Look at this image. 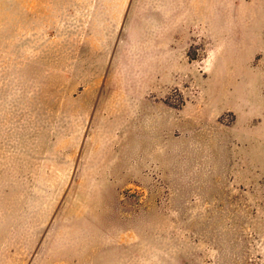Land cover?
<instances>
[{
  "label": "rangeland",
  "instance_id": "obj_1",
  "mask_svg": "<svg viewBox=\"0 0 264 264\" xmlns=\"http://www.w3.org/2000/svg\"><path fill=\"white\" fill-rule=\"evenodd\" d=\"M0 264H264V0H0Z\"/></svg>",
  "mask_w": 264,
  "mask_h": 264
}]
</instances>
